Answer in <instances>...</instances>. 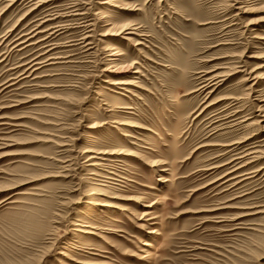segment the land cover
Here are the masks:
<instances>
[{"label": "rangeland", "instance_id": "rangeland-1", "mask_svg": "<svg viewBox=\"0 0 264 264\" xmlns=\"http://www.w3.org/2000/svg\"><path fill=\"white\" fill-rule=\"evenodd\" d=\"M108 1L0 0V264H264V0Z\"/></svg>", "mask_w": 264, "mask_h": 264}, {"label": "bare ground", "instance_id": "bare-ground-1", "mask_svg": "<svg viewBox=\"0 0 264 264\" xmlns=\"http://www.w3.org/2000/svg\"><path fill=\"white\" fill-rule=\"evenodd\" d=\"M104 3H109V1L108 0H106V2H104ZM236 4H238V2L236 1L235 2ZM76 10V9H75ZM78 10V9H77ZM76 12V11H75ZM59 13V12H58ZM75 15V14H74ZM79 15V14H78ZM73 16V15H72ZM79 23V22H78ZM63 25V24H62ZM58 26V25H57ZM123 30V29H122ZM84 37H88V35L86 36H84ZM81 40V39H80ZM85 41V40H84ZM82 42V41H81ZM90 42V41H89ZM113 53H115V52H113ZM113 56H118V54H113ZM34 60V59H33ZM37 63V62H36ZM35 65V64H34ZM262 66H264V64H262L261 66H259V67H262ZM228 77V76H227ZM260 78V77H259ZM261 78H264V76H261ZM110 83H113V84H131V82H129V81H119V82H110ZM206 85V84H205ZM205 85H204V87H205ZM123 90L125 91V92H130L129 91V89H127V87L126 88H123ZM237 112V111H236ZM258 116H260V117H264V114H259ZM261 119V118H260ZM243 121H245V120H243ZM127 132V131H126ZM129 132V131H128ZM131 132V131H130ZM125 134V133H124ZM126 135V137H129V138H133V136L134 135H132V132H131V134L130 133H126L125 134ZM61 143V142H60ZM55 144H56V142H55ZM89 151V150H88ZM91 152H93L94 154H90L89 156H88V158L86 159V161H90V163H88V165H90V166H94V167H102L103 165H104V163L102 164L99 160H97V161H94V159L95 158H98L95 154H98V155H108V154H112V152H108V151H98V152H95V151H91ZM106 157V156H105ZM100 158V157H99ZM98 158V159H99ZM101 160H107V159H102V158H100ZM238 159V158H237ZM108 177V176H107ZM11 178V177H10ZM105 178V177H104ZM112 178V177H111ZM18 179V178H17ZM17 179H15V178H13L12 177V180H11V182L12 183H14L15 185H19L22 181H23V179L21 180V179H19V180H17ZM114 179V178H113ZM105 181V180H104ZM107 182V181H106ZM103 185V184H102ZM22 196L23 195H26V194H28L27 192H23V191H20L19 192ZM30 194V193H29ZM31 195H33V196H41V194L40 193H32ZM33 201V200H32ZM32 201H31V199H27V198H24V200H22V206L23 207H26V208H28L29 209V206H32V205H34V203H32ZM36 201V200H35ZM103 205H105V206H107V207H113V206H115V204L114 203H112V202H108V203H103ZM149 207V206H148ZM82 227H84L85 229H77L76 231H79V232H83V233H94L92 230H94V229H97V226L96 225H94V224H82L81 225ZM62 255H64V256H67V254L66 253H64V252H60Z\"/></svg>", "mask_w": 264, "mask_h": 264}]
</instances>
